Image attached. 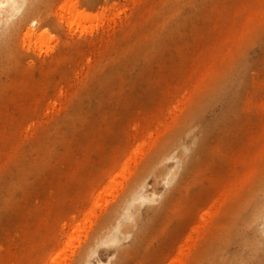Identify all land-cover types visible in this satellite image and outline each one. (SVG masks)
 <instances>
[{
	"label": "rangeland",
	"instance_id": "374dc122",
	"mask_svg": "<svg viewBox=\"0 0 264 264\" xmlns=\"http://www.w3.org/2000/svg\"><path fill=\"white\" fill-rule=\"evenodd\" d=\"M75 2H80L79 10H86L91 14L105 11L108 19L111 6L116 5V13L127 12L129 5L131 6L135 1L46 0L42 13L43 21L37 25L36 35L46 31L49 36L30 39L25 38V29L19 30L13 36L9 65L0 71V112L9 107L11 124L17 125L24 120L28 124L32 120L27 111L25 113L16 111L14 109L16 104L11 102L18 98L19 86L25 87L29 82L26 76L32 72L36 77L35 80L41 79L42 59L57 54L66 43L82 41L90 36L85 34L79 38L68 29L71 20L59 19ZM225 2L222 0L220 3ZM149 3L150 1L143 0L144 14L148 13ZM220 6L217 4L214 15ZM214 19L200 21L199 17L193 18L183 30L186 33L193 25L198 26L196 29H203L194 37V42L191 41L193 49L209 46L210 43L201 38ZM82 25L89 26V23L84 22ZM125 31V29L117 31L119 44L116 50L117 65L118 62H124L129 57L128 52L132 49L126 46L127 44L150 45L153 41L154 34L150 30L139 29L131 36L126 35ZM52 49L53 51L50 52ZM166 52L167 57L171 56L169 51ZM237 55H244L247 59L254 60L255 69L251 71V77L256 76L257 83L264 89V35L259 40L248 39L242 43L236 49L234 57ZM92 57L93 52L89 50L78 59L85 60ZM167 57L165 58L168 59ZM105 65L96 71L99 76L109 72L108 65ZM230 66L231 64L226 66L224 71H228ZM75 67L72 64H63L60 68L51 71L48 82L41 80L42 91L48 96V99L40 103L41 121L51 118L60 120L53 110V105L58 103L55 102L54 86L59 81L61 72L72 70L82 74L80 65ZM157 70L158 66L152 63L142 72L140 69V78L127 74L123 83L118 82V89L121 86L129 89L128 97L108 94V87H102L96 81L83 80L77 83V80H73L72 86H77L78 94L69 103L70 111L62 118V120L65 118V126L51 129L49 140L43 145L45 146L43 151L27 140L28 142L26 141L20 149L17 147L16 154V145L12 138L7 142L0 138V186L2 183L9 184L15 181L18 183L15 201L0 205V264H17L20 259L14 255V251L38 244L39 240L22 239L20 236L27 231H39L41 226L39 221L48 216L47 236L40 242L41 248L38 246L32 254L30 260L32 264H81L83 258L86 260L83 264H176L175 257L179 249L183 246L187 248L189 245L185 240L186 236L193 232V226L198 223L199 215L208 209L214 193L213 182L220 174L224 176L228 174L221 172L228 169L229 162L220 151L242 148L247 129L251 128L250 124L257 119L256 113L252 110L256 88H253L251 82L248 83L238 116L236 115L225 128H221L211 137L206 155L199 160L197 170L190 172L184 179L179 192L168 194L185 170V161L181 163L178 176L170 184L165 183V175L156 177L150 172H145V165L154 159L155 154L162 147V142L169 138L179 123L187 118L188 111L199 102L202 93L211 91L214 85L200 87L188 106H183L181 99V104L175 112L166 114V122L169 123L167 126L162 124L151 128L153 142L149 140V144H146L138 139L128 141L127 125L137 119L140 107L157 114L158 104L166 100L160 93V84L151 78L152 73ZM164 72L172 73L171 66ZM233 82L232 90L237 86L236 82ZM218 111L217 105L205 114L201 126L197 128L198 134L205 131L210 119ZM174 117L175 122L171 121ZM103 122L113 125L108 126L107 129L102 125ZM22 133L29 135L31 131L23 129ZM184 143L188 147L186 156H189L191 138L188 136L184 139ZM172 164V162L164 163L167 169ZM78 167L84 171L80 173L81 176L74 174L78 172H72ZM138 179L146 185V194L155 197L152 201L137 205L138 211L134 220L128 222L130 236L124 241L122 248L128 249L138 240V234L144 232L139 249L121 258L119 251L113 246H100L93 256L85 257L88 247L97 236H100L101 227L109 213L119 205L126 190ZM262 179L264 175L261 176L260 180ZM1 188L0 201L3 196ZM162 205H165L162 216L154 223L153 229L150 231L151 228H148V230L146 223L151 211ZM226 218L224 220L222 214L218 216L216 214L211 228L206 232V239L197 245L199 256L191 264L198 262L200 264L202 252L207 250L216 228L221 224V228L224 227ZM238 249L239 246L233 243L229 245L228 252L233 253ZM183 264H188L186 259L183 260Z\"/></svg>",
	"mask_w": 264,
	"mask_h": 264
},
{
	"label": "bare ground",
	"instance_id": "6f19581e",
	"mask_svg": "<svg viewBox=\"0 0 264 264\" xmlns=\"http://www.w3.org/2000/svg\"><path fill=\"white\" fill-rule=\"evenodd\" d=\"M45 1L0 0V71L9 65L13 36L19 30H26L25 38L49 36L46 31L36 35L37 25L43 21ZM134 1L131 6L129 5L127 12L116 13V5L111 6L108 19L105 11L91 14L86 10H79L80 2H75L66 10L64 16L59 17L60 20H71L68 29L79 38L85 34L90 36L82 41L66 43L63 46L65 50L61 49L57 54L42 59L41 79L35 80L32 72L26 76L29 82L25 87L19 86L18 98L11 102L16 104L14 106L16 111L21 113L27 111L32 120L28 124L24 120L23 123L13 125L9 119L11 110L9 107L5 108L0 112V138L5 142L12 138L16 145V154L17 147L20 149L27 140L43 151L45 147L43 145L49 140L51 129L65 126V118L63 120L62 118L68 114L69 103L78 94L77 86H72L73 80H77V83L83 80L96 81L102 87H108V94L128 97L129 89L125 86L118 89L117 83L120 81L123 83L127 74L140 78V69L142 72L147 66L155 63L158 70L152 73L151 78L160 84V93L166 100L158 104L157 114L140 107L137 119L127 125L128 141L138 139L149 144V140L152 141L151 128L162 124L167 126L169 123L166 122V114L174 113L180 106L181 99L182 105L188 106L200 87L214 85L211 91L202 93L199 102L188 111L187 118L162 142V147L154 159L145 165V172H150L156 177L165 175V183L170 184L178 176L181 163L185 161V170L168 193L175 194L182 188L184 179L190 172L197 170L199 160L209 149L211 137L221 128H225L237 113L239 114L242 97L247 92L248 83L251 82L253 88H256L252 110L256 113L257 119L250 122L251 128L246 131L242 148L220 151L229 162L228 169L221 171L228 172V177L220 174L213 182L214 193L208 209L199 215L200 222L194 224V229L191 228L193 232L191 231L185 238L189 245L187 248L183 246L179 249L175 262L183 264V260L186 259L188 264H191L197 259L199 256L197 245L206 239V232L211 228L216 214L217 216L222 214L224 220L227 217L226 223L224 227L221 228V224L220 228H216L207 250L201 254L200 264H264V179L260 180L264 175V89L257 83L256 76L251 77V71L255 69L254 60H249L244 55L234 57L236 49L242 43L248 39L259 40L264 35V0H225L224 4L220 3L222 0H147L150 3L146 14L142 12L143 0ZM217 4L221 6L214 15ZM196 17H199L200 21L215 18L201 38L210 44L200 49L198 47L193 49L191 44L197 33H201L203 29H196L198 26L193 25L186 33L183 31ZM84 22L89 23V26L82 25ZM121 29H125L128 36L139 29L150 30L154 35L150 45L127 44L126 46L132 49L128 52L129 57L117 65L116 50L119 47L117 31ZM89 50L93 52L92 58L78 59ZM52 51L53 49L50 52ZM166 51H169L171 56L167 57ZM63 64H72L76 67L80 65L82 74L72 70L61 72V77L54 86L55 102L58 103L53 105L56 117L60 120L47 118L48 120L41 121L40 103L48 99L47 93L43 92L40 86L41 80L48 82L51 71ZM105 64L108 65L109 72L99 76L96 71L105 67ZM229 64L231 66L228 71H224ZM170 66L172 73H165V69ZM233 81L237 84L234 90L231 89ZM217 105L218 113L210 119L205 131L198 134L197 128L201 126L203 117ZM171 121L175 122V117ZM102 125L108 129V126L113 124L103 122ZM23 129H29L31 133L21 134ZM188 136L192 144L191 153L186 156L188 147L184 139ZM165 162L173 164L167 169ZM72 172H78L74 174L81 176L80 173L84 171L78 167ZM17 186L16 181L1 184L3 196L0 205L15 201ZM154 197L146 194V185L142 184L140 179L133 183L124 193L119 205L109 213L101 227L100 236H97L88 247L84 256H93L100 246H113L119 251L121 258L138 250L144 232L138 234L139 241L130 245L128 249L122 248L124 241L130 236L128 222L134 220L138 211L137 205L152 201ZM164 207L165 205H162L151 211L146 223L147 229L151 228L150 231L153 229L152 226L162 216ZM48 218L49 216L39 221L41 224L39 231H27L20 236L22 239L34 238L39 242L14 251L13 254L20 259L18 262L15 260V263L32 264L30 261L32 254L47 236ZM233 243L237 244L239 249L229 253L228 247ZM84 261L86 262L85 258L81 264Z\"/></svg>",
	"mask_w": 264,
	"mask_h": 264
}]
</instances>
